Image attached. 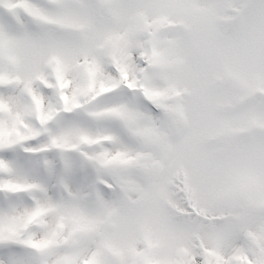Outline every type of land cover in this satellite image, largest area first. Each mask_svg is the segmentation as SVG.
<instances>
[{
    "label": "snow or ice",
    "instance_id": "snow-or-ice-1",
    "mask_svg": "<svg viewBox=\"0 0 264 264\" xmlns=\"http://www.w3.org/2000/svg\"><path fill=\"white\" fill-rule=\"evenodd\" d=\"M0 264H264V0H0Z\"/></svg>",
    "mask_w": 264,
    "mask_h": 264
}]
</instances>
